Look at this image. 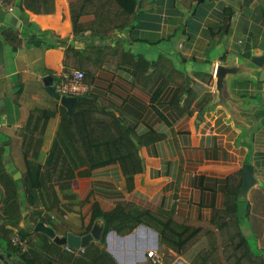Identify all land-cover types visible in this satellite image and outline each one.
Listing matches in <instances>:
<instances>
[{"label": "crops", "instance_id": "0c3cea01", "mask_svg": "<svg viewBox=\"0 0 264 264\" xmlns=\"http://www.w3.org/2000/svg\"><path fill=\"white\" fill-rule=\"evenodd\" d=\"M78 1L4 0L0 5V146L27 208L20 227L34 226L35 231L43 223L62 238L68 233L84 236L102 222L103 235L104 215L119 217L109 223L103 239L93 241L111 255L113 263L105 264H152L150 250L160 255L159 264H195L207 247L206 238L178 254L161 245L156 229L142 220L149 214L211 220L215 211L225 209L227 191L241 188L243 165L250 164L259 184L247 193L249 215L242 233L229 236L225 248L231 252L225 260L258 264L254 254L264 262V79H259L264 63L256 67V76L228 77L236 119L215 104L219 64L255 68L252 58L264 56V0H201L192 10L179 0H139L131 25L107 36L92 34L95 15L90 13L79 19L81 32L74 33L70 5ZM97 4L104 13L95 31L103 34L119 23L121 14L111 0ZM218 43L225 46L222 55L210 51L214 45L217 51ZM74 69L85 72L89 98L139 140L141 171L130 187L119 165L84 174L61 129V107L70 111L72 106L50 96L43 78ZM206 94L213 99L206 100ZM46 109L56 115L43 134L32 135L34 119L43 115L33 113ZM37 140L42 143L38 162L46 200L60 216L39 206L44 222L33 225L26 216L34 209L38 178L30 163ZM235 241L242 244L241 253ZM0 254L7 259L3 248Z\"/></svg>", "mask_w": 264, "mask_h": 264}, {"label": "trees", "instance_id": "16d2710c", "mask_svg": "<svg viewBox=\"0 0 264 264\" xmlns=\"http://www.w3.org/2000/svg\"><path fill=\"white\" fill-rule=\"evenodd\" d=\"M98 1L81 0L71 3L70 14L75 34L79 31L81 32L79 19L86 14L95 15V21L91 26L92 34L97 33L107 36L117 29L124 30L128 28L139 10V0H111L112 5L121 14L119 23L112 25L106 33L100 34L95 31V28L100 23L101 13L104 12H102V8L98 7ZM179 1L183 7L190 10L201 3V0ZM229 19L230 13L226 11L223 23L227 25ZM70 58L71 51L68 50L64 62L66 66L70 64ZM85 82H88L86 74ZM72 98H75V101L70 111L61 107L62 120L60 126L72 145V150L79 165L84 168L83 173L87 174L108 166L119 165L125 182L130 187L134 175L141 171V161L138 154L139 140L133 131L121 123L113 113L104 111L100 104L95 100H91L89 93L82 97ZM204 98H207L206 100L208 101L213 99L211 94H206ZM180 99L179 96L177 101ZM38 112L43 115L34 119L31 129L32 135L43 134L47 121L56 115V111L46 109L44 111L37 110L33 113V116ZM1 138L3 137L0 136ZM29 149L30 147L27 145L25 147L27 154ZM41 149L42 143L37 140L32 149V162L30 163L34 175L38 178L33 198L34 209L28 211L26 216L33 225L39 221L44 222L43 211L38 210L39 206L44 207L46 212H52L60 216V212H57V207L46 200L45 182L40 174L41 165L38 162ZM55 149V146L51 147V155ZM238 177H240L239 174ZM239 189L240 184L235 190L229 189L227 191L225 209L223 211H215V215L209 221H189L179 217L163 218L156 214H149L142 221L148 222L149 225L156 229L159 233L161 245L172 249L178 254L185 251L198 240L206 238L207 247L197 256L194 261L195 264L196 261L199 264H233V259L225 260L231 252V249L229 247L225 248V246L228 244L229 236L242 233L241 225L249 215L248 202L242 203L238 201ZM0 204V248L5 250L7 259H13L14 263L105 264L104 260L108 261V263H113L111 255L101 249L95 242H91L82 252L73 254L69 251L67 252L62 246L55 244L48 236L35 232L34 226H30L27 229L20 227L23 213L27 208L24 207L20 200V183L12 179L5 168L3 146H0ZM118 218L104 215L105 224L107 225L105 226L106 229L103 232L102 239L108 232L109 223ZM225 218H228V221L224 222L223 219ZM16 235L27 244L25 250L13 245L12 239ZM244 244L248 249L247 240L244 241ZM234 245L236 251L241 253L242 244L235 241ZM252 258L256 263L264 264L259 259V256H254L253 254ZM243 264L246 263L243 262Z\"/></svg>", "mask_w": 264, "mask_h": 264}, {"label": "water", "instance_id": "95a60500", "mask_svg": "<svg viewBox=\"0 0 264 264\" xmlns=\"http://www.w3.org/2000/svg\"><path fill=\"white\" fill-rule=\"evenodd\" d=\"M204 1V0H202ZM251 63L254 64L256 67H262L264 63V56L261 57H254L251 60ZM250 67V65L246 63H236L233 65H221L219 64L216 69L215 74V88L217 91V102L216 105H222L228 112L231 119H236L237 115L233 107L231 106L230 102H233L234 99L232 98L229 92V76H237V74L245 73L247 75L256 76L258 71L257 68ZM259 79H264V72H260ZM56 78L52 76H45L43 78V84L46 88V91L50 96L55 99H60L61 104L67 108H70L75 101V98L72 97H59L58 94L53 89V82ZM243 182L239 191L238 200L239 202H244L247 198V193L249 190L254 187L255 185L259 184V180L255 178L256 170L250 164L243 165ZM103 230L102 222H96L92 228V230L84 235V236H77L73 233H68L65 237H58L55 235L52 228L44 225L43 223H38L35 227V231L41 232L51 238L55 244L59 246H69L75 249L83 248L85 249L91 242L99 241L101 239ZM0 260L3 264H12L9 262L4 255L0 254Z\"/></svg>", "mask_w": 264, "mask_h": 264}, {"label": "built area", "instance_id": "2783aa9c", "mask_svg": "<svg viewBox=\"0 0 264 264\" xmlns=\"http://www.w3.org/2000/svg\"><path fill=\"white\" fill-rule=\"evenodd\" d=\"M0 5H4L3 0H0ZM53 89L59 97H82L89 93L90 86L85 82V73L81 70L74 69L58 76L53 82ZM12 243L22 250L27 248V244L21 241L17 235L13 237ZM64 247L66 251L73 254H78L84 250L83 248L75 249L67 245ZM147 256L152 264H159L161 261L160 255L154 250L148 251Z\"/></svg>", "mask_w": 264, "mask_h": 264}, {"label": "rangeland", "instance_id": "374dc122", "mask_svg": "<svg viewBox=\"0 0 264 264\" xmlns=\"http://www.w3.org/2000/svg\"><path fill=\"white\" fill-rule=\"evenodd\" d=\"M234 38V37H233ZM239 38V37H238ZM241 39H243V38H241ZM244 40V39H243ZM229 44H231V43H229ZM232 46V45H231ZM217 51H215L216 50V48H215V45H214V47L212 48V49H214V50H210V51H212V54H214V53H217L218 54V51H220V55H222V53L225 51V46L223 45V46H220L219 45V43L217 44ZM237 48H241V47H237ZM229 49V48H228ZM209 51V52H210ZM227 55H228V53H227ZM247 56V55H246ZM212 57V56H211ZM241 59V58H240ZM242 59H244L245 61H247V63H248V57H245V58H242ZM229 60V59H228ZM228 60H226V62L228 61Z\"/></svg>", "mask_w": 264, "mask_h": 264}]
</instances>
